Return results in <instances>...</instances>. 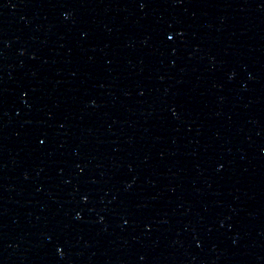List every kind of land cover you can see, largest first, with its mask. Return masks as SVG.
Masks as SVG:
<instances>
[{
    "label": "water",
    "instance_id": "obj_1",
    "mask_svg": "<svg viewBox=\"0 0 264 264\" xmlns=\"http://www.w3.org/2000/svg\"><path fill=\"white\" fill-rule=\"evenodd\" d=\"M0 264H264V0H0Z\"/></svg>",
    "mask_w": 264,
    "mask_h": 264
}]
</instances>
